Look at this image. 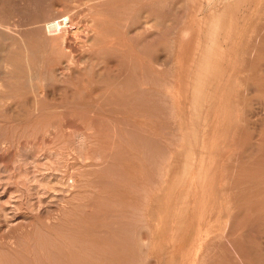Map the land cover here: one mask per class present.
Returning a JSON list of instances; mask_svg holds the SVG:
<instances>
[{
    "label": "bare ground",
    "instance_id": "obj_1",
    "mask_svg": "<svg viewBox=\"0 0 264 264\" xmlns=\"http://www.w3.org/2000/svg\"><path fill=\"white\" fill-rule=\"evenodd\" d=\"M154 1L156 2V0H75V2H73L74 4L71 3V5L66 6L63 9L62 16L64 21L63 24H61L64 28L63 33H54L49 41V44L39 41L29 44L26 53L30 52L32 57L34 56L33 54H36L38 51L40 52L41 50H46L45 52H47V49L49 50V56L53 57V63L57 65V69H52L50 72H54V74H56L61 81L64 80L67 84L64 100H57L55 96L46 93L39 95L40 93L36 91V83L46 82V78H48L46 76L47 74H44L43 77L39 76L40 74L32 77L31 73H29V76L31 74V77H27L28 75L25 76L26 74L24 75L22 61L24 59H21V53L17 52L15 48L14 50H6L4 52L5 59L3 62L8 64L12 70L7 73H2L1 66L4 64H1V60L0 88L3 90H0V122L4 121L5 123H16L18 128H21L25 126V122H34L33 124H36L38 122L44 123L46 121L45 123H47V125H45V129L41 133H37L38 135L36 134L32 137L31 135L28 137L23 136L19 137L20 139L17 138L18 141L14 143V149H18L19 147H29V153H32L31 156H33L40 153V151H42V147H45L46 145L49 146L51 144L52 148L50 150H54V154L58 155V161H60L59 163H61V167L64 169L63 172L66 173V168L69 167L70 169L71 166V163H69V166L68 162L70 160L78 162L79 156L77 154L83 152L81 149V152L76 151V155L78 157H74V150L72 151L74 144L73 147L69 146L71 141L74 139H72L73 136L71 135L73 132L71 131L73 129L83 131V138L86 135L90 138V140H92L91 138L93 137L95 140V136L98 135L99 132L95 133L94 130L101 132V130H104L102 129L103 127L106 128L105 125L102 128L99 127L103 125L107 119L110 120V118L105 116L113 111V108L115 107L113 116L116 115V118L112 119L118 124H115L116 126L110 124L109 127L112 125V129L114 127L115 129L118 128V130L116 131L114 129L110 135L112 137L119 135L118 139L122 140V137H125L126 139L132 140L136 143L138 145L136 146L138 147L137 149H139L138 151L143 152L147 157V161L149 160L150 164L147 162L149 167L151 164L153 166L154 173L152 172L153 170L151 172L153 173V176L155 175V177H157V183L154 182V184H158L160 179H162L161 181L163 183V195L159 198L160 205L157 209L158 213L156 214V222H153L151 229H149L150 238L146 239V253L144 257L148 258V256L154 255L158 264H264V123L262 121L263 126L257 129V131L255 130L256 135L254 137H250L249 131L245 128V124L240 123L241 121H244L241 118V113L245 110V106L243 108L242 104L244 105L247 103L242 101L241 104L238 101L241 92L239 94L237 93L238 88L244 87L245 89V87L254 86V93L261 102L263 107L262 109L264 110V18L261 20L260 26L258 25V28L256 26L258 29L256 31L258 36H254L256 39L258 38V41L257 43H255V41H253L254 43L249 42V45L247 46V53L241 49L242 52L239 54L238 51L240 48L237 50L238 46H233V41L230 43L232 48L230 46L224 47V44L222 43V41L228 42L230 40H234L232 37L235 38L239 35V24H242V22L244 23V20L246 21V24H248L247 22L250 21V17L254 14L253 12L255 8H253V5H255L257 0H165L166 2H164V0H158L157 3H154ZM167 3L168 5L170 4L169 7H174L173 10H175V8H179L178 10L183 8L185 10L186 8V12H183L186 13L185 18L183 17V20L181 19L182 21H178L179 24H177L178 26L176 25L177 30L174 28V45L176 50L177 38H179L183 53L184 46H188L185 41L189 38V41H191L190 45L193 44L192 54L194 55V60L192 56V62L190 65L191 69L189 67L187 74H185V77L182 78V90L185 89L186 94H184L188 97L186 101L188 105V107H186L187 112H183V120L181 119L183 136L181 141L186 145H184L185 147L182 146L184 148L183 152L177 151L178 155L176 154V158L178 156V160H176L175 156L172 157L176 160L174 165L168 163L166 167L162 162V167V164L159 166V158H161L164 153L160 152L161 150L159 148H155L153 144L155 140H158V138H164L159 136L155 139L153 133L150 135L151 131L148 132L151 127L149 128L148 126V128H146V126L144 127L145 124L136 123L133 119L134 115L132 118L129 114L128 116H124V113L132 112L134 109H140L147 112H151V110H153V108L150 107L151 97L149 94L150 88L148 87L149 65L146 66L148 61H146L145 67L143 65V58L145 60V55L147 53V43L144 42V38L140 37V35H138V38H135L134 36L131 37L128 33L130 31H128L127 28H129L128 26L130 24L137 25L139 27V25L141 26L142 22H145L147 19L151 21V24L153 25L152 28H163V19L165 13H167L165 5ZM219 5H221V7H218ZM245 6L250 12L248 11V14L245 13L246 16H242L240 14V9ZM106 7L114 10V12L111 13L115 18L114 27L106 29V31L120 33V29L122 30L120 36L113 40H104L102 37L106 24V22L102 19V16L105 14L104 9ZM80 10H87L89 13V18H86L84 22H82L81 19V21H76V17L80 15ZM156 10L159 14H154V11ZM167 10L168 13L171 11L168 7ZM175 11L177 12V10ZM47 12H51V10ZM47 12L40 18L36 17L34 20H30L28 23L25 21L24 23H26V25L35 23L42 25L43 19L50 21L47 16ZM172 13L173 15L175 14L174 12ZM23 17L24 19L27 18H25V16ZM3 20V18H0V32L6 29V27L2 26ZM27 20L29 19L27 18ZM256 20H258V18ZM123 21H127V23L124 24V26H121L120 22ZM18 22H20V20ZM165 25H167V22ZM248 25L246 26L248 27ZM14 27L18 28V25ZM146 28L147 31L150 29L149 26ZM180 28L181 30L179 33ZM55 29L56 28L52 31ZM138 30L140 29L138 28ZM248 30L249 27L245 32L247 33ZM39 32L40 31L36 29L35 33L39 34ZM132 33L134 32L132 31ZM32 34L33 33L31 32L30 35ZM81 34L83 35L82 37ZM252 36L250 37V40ZM242 37L244 38L245 36L242 35ZM234 41H236V39ZM71 45H73V47ZM75 46H78L81 49L80 50L78 48L81 52L80 54L82 55L81 56L79 54L78 59H76L75 56ZM137 48L142 50V52H139ZM215 48L216 51L214 53ZM228 48L230 49L228 50ZM162 50H165V45H162ZM137 53H141L143 58L139 60ZM231 54H233V58L228 59V56H231ZM213 56L214 58H212ZM41 59H43V57ZM110 60L113 61L112 70L111 66H109ZM25 61H27V59ZM225 61H227V69L231 70L232 73L229 72L231 75L228 76L229 78H226L228 79L227 82H222V79L224 78L221 77V75L223 72L227 74V70L225 72L226 68L224 67ZM101 65L103 66L102 70L99 69ZM178 65L179 61H175L174 67L176 75L179 74ZM144 68L145 70H143ZM40 69H42V66ZM39 71H37V73H39ZM223 76H225V74ZM50 78L53 81L55 76L52 75ZM209 82L212 88L213 86L215 87L214 89L220 88L221 92L217 95V97L220 96V99L215 97L217 94H214L215 90H209L206 94L204 93L205 88L207 87L206 85H208ZM47 83L48 82L45 84ZM50 85L55 87V83ZM47 86L48 85H44L43 87L45 88ZM56 88L59 87H55V89ZM171 88L170 95L173 94ZM29 94H33V103L29 107H33V104H36L37 106L34 107L37 109L38 114L36 116L28 115L26 119L24 115V108L32 101H28V96H30ZM176 99L177 98H173V103L176 102ZM217 99L219 100L218 102ZM9 100L14 104L15 110L10 107L12 106V103L7 104V101ZM123 100L125 102L124 104ZM63 101L66 102V106H63V104H65ZM258 104L260 106V103ZM111 105L113 106L111 107ZM109 106V109L112 108V110H109L108 112L107 108ZM64 107L69 108L67 112H61L59 114L56 113V110ZM87 113L90 116H88ZM73 116L76 118L79 125L76 124V121L71 120ZM68 117H70V119L65 120V118ZM222 117L225 120L221 119L223 121L221 122L223 130H221V133L219 130L220 134H218L216 133L218 130H215L217 129L215 127H220L221 124L216 126L218 123H215V121H218V118ZM58 118H61L59 121H62V119L65 121L59 123V121L57 122ZM199 119L202 121L201 125L199 123ZM85 120L86 124L87 122L90 123L88 125L84 124L83 121ZM95 122H101L97 129H94L96 126ZM107 123H110V121ZM119 125L122 126V129ZM30 126H32L31 123ZM143 128L147 129V131ZM13 129L15 130V126ZM78 133L82 134V132L79 131ZM226 133H229L228 136ZM80 136L82 137V135ZM70 137L72 139L71 141ZM126 141L125 143H127ZM117 142L112 141L110 143L111 149L116 148ZM7 143L6 145L4 144V147H7L8 153L5 152L6 150L4 151V155H6L3 159L6 158L4 164L9 166L8 164L11 161L10 151L12 153L13 149L11 150V148L13 145L12 143ZM58 143H61L60 145L64 143L68 145L67 147H63L62 145V149H59L58 147V149L53 148L58 145ZM93 143L96 142L94 141L89 145L87 144V149H85L87 151V155L82 153L84 158L81 162L83 161L84 163L82 162L79 165L75 162V168H73L75 164L72 163L74 164L71 166L73 171H67L66 173L67 178L73 180V188L78 191H75V193L73 191V196L68 202L73 208L71 214H67L65 211L64 213L67 215H64L65 217L63 221L60 222L54 229L56 234L53 245L56 246L58 251L60 250L65 252L64 255L66 259H62V264H121L120 256L122 255H120V253L122 250H125L126 252L128 247L127 244L130 240V234L132 236V232H135L133 217H135L138 210L137 208L135 211L136 205L134 206L135 214H129L131 216L129 218L127 216L128 220L125 219L126 222L124 223L121 221L122 218H118L119 220L117 221L116 218L119 215H114L115 218L111 224H105L103 226L99 225V228L98 224L96 226L94 224L93 226L90 224L92 222H96L97 215L95 212H89L86 210L90 207L93 208V206L95 208L97 202L101 203V200L102 202L110 204L111 207V202L114 201V196L110 198L109 195H105L103 197L98 196L95 198V195H91L93 196V200H96V204H91L88 201L89 199H87L89 195L87 187L90 186V184H93L94 187L98 189L100 188L101 191H106L108 188L115 185L113 182L109 183L105 178L103 180V187L101 188L99 186L101 183L98 185L96 179L91 178L92 181L90 179L88 180V176L92 175L93 172L97 174L98 171L96 172V168L101 167L100 169H103L104 164H106L104 165V168H106L107 165H109L107 163L108 160L110 161V157L107 155L105 156L103 154V157H101V154V156H99L98 153H101L104 149L100 147V144L96 145L97 147H95V145H91ZM65 144L64 146H66ZM82 145L81 147H84ZM128 147L130 146L128 145ZM130 149L132 150L131 147ZM117 152L118 150L115 155H113V162L111 161L113 164H115L117 160ZM47 153L48 151H46V154ZM51 153L49 156H51ZM88 153H92V156L95 155H93V153H97L95 156L101 157L100 162L101 160L102 162L99 164L93 163L92 160H94V157L91 160V156L87 157ZM158 153L162 154L159 155ZM84 155L87 157V160ZM154 156H156L155 159L153 158ZM169 156H173V154ZM172 158L170 159L172 160ZM89 159L92 162L89 161ZM85 160L87 162H85ZM173 162L174 161L171 163ZM25 165H27V163ZM54 165L52 169H54ZM134 168V164L131 163V161H128L127 168H125V170L134 174ZM166 168H168L167 172L165 171ZM20 169L22 168L18 166V170ZM100 169L98 170L100 171ZM112 169L114 170L113 165ZM55 170L52 172H55ZM116 171H118V169L115 170V172ZM113 176L114 179L117 177L114 172L112 177ZM120 177L122 178V176ZM117 179L120 178L117 177ZM155 180L156 179H154V181ZM124 181H126L125 178ZM149 182L150 181H148V184ZM130 184H128V186H130ZM132 185L133 184H131L130 188L133 190L134 186L132 187ZM147 185L146 183L143 185L144 191L145 186ZM149 185L150 186H147L148 188L152 186L151 184ZM141 189L143 191V187ZM169 191L177 192L178 198V210L172 216V221L168 220L170 215L168 207L170 206L169 203L173 197L172 193ZM115 197H117V195H115ZM74 201L75 204L73 203ZM138 206L140 208V205ZM132 207L133 206L131 205L130 209H132ZM117 208H115V210ZM131 212H133V209ZM110 215H107L109 217L108 219H110ZM222 216L224 217L222 218ZM77 218L84 221L88 220L90 223L88 222L85 227H77L76 223L79 221L76 220ZM106 220L107 218L105 221ZM134 223H136V221ZM142 227L144 230L146 229L144 226ZM142 227L140 229H142ZM138 228L136 224V229ZM166 231L168 232L165 233ZM137 235L138 234H136V236ZM165 237L169 238L168 245H165V247H168L169 251L165 252L164 250V252H160V248ZM135 239L137 238H134V240ZM137 242L138 240L133 242L135 250L139 249ZM66 243L71 244L72 248L77 251L75 252L66 249L68 246ZM131 246L133 247L132 244ZM55 251L57 254L58 251ZM109 254H111L113 258L109 257ZM132 257L134 258L133 255ZM139 257L140 256L138 254V259ZM61 258L64 257L61 256ZM59 259L58 261H61V259ZM134 260L136 261L135 258ZM142 260L140 259L138 264H141ZM146 263L148 264L149 262L146 261Z\"/></svg>",
    "mask_w": 264,
    "mask_h": 264
},
{
    "label": "rangeland",
    "instance_id": "obj_2",
    "mask_svg": "<svg viewBox=\"0 0 264 264\" xmlns=\"http://www.w3.org/2000/svg\"><path fill=\"white\" fill-rule=\"evenodd\" d=\"M104 1H107V0H104ZM157 1L158 0H156V2L154 1V3H157ZM167 1H170V0H167ZM228 1H230V0H228ZM73 2H75V0H71V1L70 0H0V12L2 11L0 13V18L4 19L2 26L6 27V29H4L2 32H0V43H1L0 44V62L2 60L1 64L2 63L4 64L1 66L2 67L1 72L7 73V72H10L12 70V68L9 67L8 64L3 62V60L5 59V53L4 52L8 49L14 50V48H15V50H17V52L21 53V59H24L22 61H23L24 75L26 74L25 76L28 75L27 77H31V74H32V77H34V75L37 76L40 74L39 76L43 77L44 74L45 75L47 74L46 75L48 77V78H46V82H48L47 84H45L46 82H43V83L37 82L38 85L36 83V86H37L36 91L38 93H40L39 95L46 93V94L55 96V98H57V100H64L67 84L64 80L61 81V79L59 77H57V75L54 74V72H52V73L50 72V71H52V69L53 70L57 69V65H55V63H53V57L51 56L52 57L51 58L49 56L50 55L49 54L50 52H48L49 50L47 49V52H45L46 50L45 51L41 50L40 52L38 51L36 54H33L34 55L33 57H32V54H30V52L26 53V51L29 47V44H31V43L39 41V42H43L45 44L46 43L49 44L50 43L49 41L51 40V37H52V35H54V33L55 34L56 33L57 34L63 33L64 28L61 25V24H63V21H64L63 16H62V12L66 6L71 5V3L74 4ZM164 2H166V1L164 0ZM257 2L255 3V5H253V8L257 9L258 11L254 9L253 16L250 17V21L247 22L249 25L246 24L245 20H244V23L242 22V24H239V26H240V30L238 32L239 35H237V37H235V38L232 37V39H234V40L236 39V41H234V40H230L228 42L222 41V43L224 44V47L230 46L232 48V45L233 46L235 45V47L238 46L237 47L238 49L237 48L236 49L239 50V48H240L238 53L241 54V52H242L241 49H243L244 52L247 53V49H248L247 46L249 45V42L254 43L253 41H255V43H257L258 38L256 39L255 36L256 37L258 36L256 31L258 30L257 29L258 25L260 26L261 20L264 18L263 17L264 16V4H263L264 0H262V1L257 0ZM169 5H168V3L165 5L166 6L165 10L167 13H165V16L163 19V26H164L163 28H161V27H160V29L159 28L157 29L155 27L152 28L153 25L151 24V21L149 19L145 20V22L143 20H140V21H143L144 23L142 22V25L141 26L139 25V27L137 25L130 24L128 26L129 28H127L128 31L131 32V33L128 32L131 37L134 36L135 38H138V35H140V37L144 38V42L147 43V53L145 55L146 56L145 60H144L143 55L141 53H137V57L139 58V60L143 58L144 67H145L146 61H148L146 66L149 65L148 66V76H149L148 87L150 88L149 94H150L151 102H152V103L150 102V107H152L153 110H151V112H147V111H142L140 109L139 110L134 109L132 112L124 113V116H128V114H129V116L133 118V115H134L133 119H134V121H136V123L138 122V123H141L143 125L145 124L144 127L146 126V128H148V126H149V128L151 127L148 132L151 131L150 135H152V133H153L155 139H157L159 136H162L165 139V142H164V139L158 138V140H155V142H154L155 145L153 144V146L155 148H159L161 150L160 152L164 153V155H165V157H164V155L162 156L164 159L162 157L159 158L160 160L157 158L160 161L159 166L162 164L161 165L162 167H163V163L166 167H167L168 163L171 165H174L176 160H178L177 159L178 156L176 158L177 151L183 152L184 151L183 147H185L184 145H186L181 141V138L183 137L182 136L181 123L183 120L182 115L187 112L186 107H188V105H187L186 101H187L188 97H186L187 95H185L186 94L185 89L182 90V85H183L182 78L185 77V74H187L189 67L191 65V62H192V58L194 60V55L192 54V51H193L192 45L193 44L190 45L191 41H189V38H187L186 39L187 41H185V42H187L188 46H184L183 53H182V45L180 43L179 38H177L178 40H177L176 50H175V45H174V36H175L174 33H175V30H177V26H178L177 24H179L178 21L180 22L181 19L183 20V17L185 18L186 13H183V12H186V8H185V10L183 8H180V10H178L179 8H177V9L175 8V10H177V12H176L175 10H173L174 7L173 6L169 7ZM261 5L263 6V8ZM167 7L171 11L173 10L172 12H174V13L176 12V13L174 15L171 11L168 13ZM218 7H221V5H219ZM50 10H51V12H47ZM104 10H105V14L102 16V19L106 22V24H105V31L103 32L102 37L104 40L105 39L113 40V39L120 36V33H122V30L120 29V33H115L113 31H108V32L106 31V29H111L114 27L115 18L112 15L114 10L110 9L109 7H106ZM248 11L249 10H247V7L245 6L242 9H240V14L242 16H246L245 13L248 14L250 12V11L249 12ZM46 12H47V16H48L49 20L52 22L46 21L47 19H43L42 25L39 23L26 25V23H28V21L34 20L36 17L40 18L42 15H45ZM155 13L159 14V12L157 10L154 11V14ZM79 14L80 15L76 17V21L82 20V22H84L86 18H89V13L87 10H84V11L80 10ZM20 15H22V16H20ZM23 16H25V18L27 17L29 20H27V18L24 19ZM53 16H54V19H53ZM50 18H52L53 20ZM240 18H241V16H240ZM257 18H258V20H256ZM19 20H20V22H18ZM25 21H27V22L24 23ZM164 21H165V24L167 22V25L164 24ZM239 21H240V19H239ZM19 23H20V25H19ZM120 23H121V26L122 25L124 26V24H126L127 21H123ZM50 24H52V25H50ZM245 24L248 25V27H249V30L247 33L245 31H246V29H248V27ZM17 25H18V28L17 27L15 28L14 26H17ZM241 25H243V26H241ZM22 26H23V29H22ZM51 26H52V28H51ZM80 26H82V25H80ZM148 26L150 27V29L147 31L146 27H148ZM256 26H257V28H256ZM54 28H56V29L54 31H52ZM138 28L140 30H138ZM174 28H175V30H174ZM36 29L40 31L39 34L35 33ZM18 30H19V32H18ZM180 30H181V28L179 29V33H180ZM132 31L134 33H132ZM31 32L33 33L32 35H30ZM242 32L245 34H243ZM254 33H256V34H254ZM145 34H147V35H145ZM240 35H241V37H240ZM242 35H244L245 37L243 38ZM30 36H31V38H30ZM82 36L83 35L81 34V37ZM251 36H252V38L250 40ZM45 37H47V38H45ZM238 37H239V39H238ZM232 41L235 44L232 43ZM244 41H247V42H244ZM230 43H232V45H230ZM11 45H12V47H11ZM162 45H165V50H162ZM66 46H67V44H66ZM71 46L73 47V45H71ZM170 46H171V48H170ZM78 48H79L78 46H75L76 59L79 58V54L81 53L80 52L81 49L79 48L80 50H78ZM229 49L230 48H228V50ZM138 51L142 52V50H140V49H138ZM215 51H216V48L214 49V53H215ZM41 56L43 57V59H41L42 58ZM45 56H46V58H45ZM228 57H227L228 59H232L233 54H231V56L229 55ZM34 58H35V60H34ZM212 58H214V56ZM26 59L28 62L25 61ZM29 59H30V61H29ZM47 61L49 64L47 63ZM175 61H177V62L179 61V65H178V67H179L178 73L179 74L178 75H176V70L174 67ZM44 62H45V64H44ZM112 64H113V61L110 60L109 66H111V70L113 69ZM41 66H42V69H40ZM80 67H82V66H80ZM224 67L226 68L225 72L227 70V74L223 72L221 77H223L225 79V80L222 79V82L223 81L227 82L228 79H226V78H229L228 76L231 75V74H229V72H231V70L227 69V61H225ZM99 69L102 70L103 66L101 65ZM190 69H191V67H190ZM30 70H31V72H30ZM39 70H41V71H39ZM143 70H145V68ZM37 71H39V73H37ZM149 71H150V74H149ZM33 72H35L37 74H35ZM48 72L50 75L48 74ZM29 73H31L30 76H29ZM224 74H225V76H223ZM52 75L55 76L53 81L50 78ZM150 79H151V81H150ZM50 81H52V82H50ZM54 83H55V87H59V88L55 89V87H52L50 85V84H54ZM61 83H62V85H61ZM163 84H164V87H163ZM44 85H48V86L44 88L43 87ZM171 85H172V88H171ZM206 86H207L206 87L207 90L205 88V92H204L205 94L209 90H211V91L215 90L214 94L217 93L215 96V97H217L218 93L220 94V92H221L220 88H218L219 91H218V89H214L215 88L214 86L212 88V86L210 85V82ZM38 87H40L41 90ZM251 87H252V90H251ZM170 88L173 91L172 95H170ZM0 90H3V89L0 88ZM57 91H59V92H57ZM254 92H255L254 86H248V87H245V89H244V87L238 88V92H237L238 94L240 93V97H239L238 101L241 104H242V101L244 103L248 104V105L242 104L243 108L245 106V110L241 113V118L244 121H241L240 123L245 124V128L249 131L250 137H254L256 135L255 130L257 131V129H259L260 127H262L264 125L263 124L264 123V120H263L264 110L262 109L263 107L261 105V102L259 101V99L257 98V96ZM29 95L30 96H28V101L29 100L30 101L32 100V101L31 102L29 101L30 102L29 105L24 108V115H25L26 119H27L28 115H35L36 116L38 114L37 109L34 107V106H37L36 104H33V107H29L33 103V98H32L33 94H29ZM173 98H177L179 101L176 99V102L173 103V101H174ZM217 98L220 99V96H218ZM218 101L219 100L217 99V102ZM64 102L65 101H63V103ZM11 103L12 102L10 100L7 101V104H11ZM124 103L125 102L123 100V104ZM258 103H260V106ZM64 105L66 106V102H65V104H63V106ZM112 106L113 105H111V107ZM10 107L15 110L13 103H12V106H10ZM109 108H110V106L107 108L108 112H109V110H112V108L111 109H109ZM114 108H113V111H114ZM68 109H69L68 107H64L62 109L56 110L57 111L56 113L57 114H59L61 112L64 113V112H67ZM113 111L108 113L111 116L106 113L107 115L105 117L110 118V120H108L106 118L108 121L107 120L106 121L103 120V121H105L106 123L110 121V123H107V125L104 122V124L100 126L101 122L100 123L95 122L96 126L94 127V129H97L99 126H100L99 128H102L104 125L106 126V128H104V127L102 128L104 130L99 129V130H101V132L94 130L95 133L99 132L98 135H96V136L94 135L95 140H94V137L91 138L92 140H90V138L87 137L86 135L83 138V136H84L83 131L78 130L79 132H82V134L78 133V131L75 129H73L74 131L73 130L71 131V132H73L71 135V136H73L72 139L73 138L74 139L72 140L70 137V141L71 140L72 141H71V143L70 142H68V143H70V145H69L70 147H73V144H74V147L72 148V151L74 150V152H73L74 157L77 155L79 156V158H78L79 161L78 162L75 161L76 163H78L80 165L83 162V161L81 162V160H83V158H84L83 154L87 155V151L85 150V149H87L86 147L91 142H94V141L97 144L93 143L91 145H95V147H97L96 145L100 144L101 145L100 147L102 149H104L101 151V153L97 152L99 154V156H101V154H102L101 157H103V154H104L105 156L107 155L110 157V161L108 160V162H107L110 166L107 165V167L109 166L108 168L109 169L111 168L110 169L111 171L107 167L104 168L105 167L104 165H106V164H104L103 169H100L101 167L96 168V172L98 171L97 174H95V172H93L92 175L88 176V180L90 179L92 181V179H96L98 182V185L101 183L99 185L101 188L103 187V184H104L103 180L105 178L109 183L113 182L115 184L114 186H111V188H108L106 191H101L100 188L98 189V188L94 187L93 184H90V186L87 187V192L89 194L87 199H89L88 201L91 204L92 203L96 204V200H93V196H91V195H95V198H97L98 196L103 197L105 195L106 196L109 195L110 198H112V196H114V198H113L114 201L111 202V207H110V204L102 202V200H101V203L97 202L95 208L93 206V208L90 207L86 210L89 212H95L96 213V215H97L96 222L90 223L88 220L84 221V220H81L80 218H77L76 220H79V221L76 224H77V227H85V226H87V223L89 222L92 226H93V224L95 226L98 224V228H99V225L103 226L105 224H111L115 218L114 215H119L116 218L117 221L120 218H122L121 221L124 223V222H126L125 219L128 220V218L131 216L129 214H132V213H133V215L135 214V212H134L135 207L134 206L136 205L135 211L138 208V210L135 214L136 219H135V217H133L134 222L136 221V223L133 222L135 232L134 231L132 232V236L130 234V240H129V243L127 244L128 247L126 249V252H125V250L124 251L122 250L120 253V255H122V256H120V263L121 264H135L137 261L136 264H138V261L140 259L142 260V258L145 256V253H146V246H145L146 245V239L150 238L149 229H151L153 222H156L155 221L157 218L156 214L158 213L157 209L160 205L159 198H161L163 195V192H162L163 183L161 181L162 179H160L158 181V184H156L157 183V177H155V175L153 176V173H154L153 166L151 164L150 167L152 166V168L150 169L149 160L147 161V157L144 155L143 152L138 151L139 149H137L138 147H136V146H138V145L136 143H134L132 140L126 139L125 137H122V140L118 139L119 135L116 137H112L110 135V133H112V131L115 128L113 127V129H112V125H111V127H109V125L110 124H113V125L118 124L117 122H115L113 120L114 118H116L115 114H114L115 116H113V113H114ZM216 114H217V112H216ZM87 115L90 116L88 113H87ZM117 117H119V116H117ZM59 119L61 120V118H58V120L57 119H54V120H57V122H58ZM66 119H70V117L65 118V120ZM221 119H223V117L218 118V121H220V122H218L217 120L215 121V123H218V125L215 124L216 126H219L220 124H221L220 127L222 126L221 122H223V121ZM65 120L62 119V121H59V123H62ZM71 120H74L77 122V120H76V118H74V116H73V118H71ZM200 120L201 119H199V121ZM30 121H32V120H30ZM262 121H263V123H262ZM45 122L44 123L38 122L40 124H38V123L33 124L34 122H30L32 126H30V123L25 122V126L21 127V128L20 127L18 128L16 123H10V122L5 123L4 121L0 122V264H62V259L63 260L66 259L65 255H64L65 252H62L60 250L58 251V249H56V246L53 245V241L55 240V234H56L54 229L57 227V225L60 222L63 221V219L65 217L64 215L71 214V211L73 210L72 205H70L68 202L71 199V197L73 196V191L75 193V191H78V190L73 188V182H72L73 180L67 178L66 173H67V171H73L72 169L76 167V163L70 160L71 162L69 161L68 165H69V163H71L70 164L71 166L74 164L75 165L73 168L69 165L70 169H69V167L66 168L67 171H65L66 173H64L63 172L64 169H62V167H61L62 165H61V163H59L60 161H58L59 160L58 155L54 154L55 153L54 150H50L52 148L51 144H50L51 146L46 145L45 147H42L43 149L41 148V150L43 152L40 151V153L35 154L33 156H31L32 153L31 154L29 153L30 152L29 147L28 148L27 147L26 148L25 147H19L18 149L17 148L14 149V143L18 141L17 138L23 137V136L28 137L30 135L32 137V136L36 135L37 133H41L45 129V125H47V123H45ZM83 122H84V124H86L85 123L86 120ZM89 123L87 122L86 125H88ZM199 123L201 125L202 121H200ZM259 123H261V124H259ZM76 124H78V122ZM14 126H15V130L13 129ZM119 126L122 129V126L121 125H119ZM220 127H215V128H217L215 130H218L216 132L218 134H220L222 132L221 130H223V128H222L223 126L221 128ZM199 128H201V127H199ZM143 129H145V128H143ZM11 130H12V132H11ZM105 130H107L108 132L110 131V132L108 133ZM115 130L117 131L118 128H116ZM145 130L147 131V129H145ZM219 130H220V133H219ZM239 130H240V128H239ZM75 131H76V133H75ZM13 133H14V135H13ZM228 134L229 133H226L227 136H228ZM80 135H82V137ZM12 138H14V139H12ZM105 138H106V140H105ZM114 138L116 141L114 140ZM119 138H121V137H119ZM120 140H121V142H120ZM124 140L125 141L127 140L126 141L127 143L129 142L128 145L132 148V150L130 149V147H128L127 143H125ZM112 141H114V142L118 141L116 143V148H114V149H111L110 143ZM122 141H123V143H122ZM2 143H3V145H2ZM6 143L7 144L12 143V145H13V147L11 148V150L13 149L12 150L13 154L10 151L11 161L9 164L7 163L9 166L4 164V162L6 161V158L3 159V157H5V155H6V154L4 155V153L5 152L8 153L7 147L6 146L4 147V144L6 145ZM60 144L61 143H58V145L54 146L53 148L62 149L61 148L62 145H63V147H67V145H68V144L67 145L65 144L66 146H64V144H62V145H60ZM134 144H136V145H134ZM81 145L84 147H81ZM75 146H76L77 150H76ZM3 147H4V149H3ZM93 148H94V146H93ZM78 149L79 150L81 149L83 152H81V150L79 151ZM117 150H118L117 156H116L117 160H116L115 164H113L112 158H113V155H115ZM46 151H48L47 154H46ZM51 151H52V153H51ZM76 151L81 152V153L76 155V153H77ZM50 153H51V156H49ZM97 153H93V155L94 154L96 155ZM162 153H160V154L158 153V154L161 155ZM53 154H54V156H53ZM141 154H142V157H141ZM171 154H173V156H169ZM95 155L92 156V153H88L87 157L91 156V160L94 157V160H92V161L95 164L101 163L102 162V160L100 162L101 157H99L98 155H97L98 157H96ZM134 155H135V158H134ZM144 156L146 157V159ZM174 156H175L176 160H175V158L174 159L172 158ZM1 157L4 161L1 159ZM80 157H81V159H80ZM87 157L85 156V159ZM155 157L156 156H154L153 158L155 159ZM170 158H172V160ZM169 159H170V161H169ZM86 160H85V162H87ZM91 160L89 159V161H91ZM128 161H131V163H133L135 166V168L133 169L135 171L134 174L129 173L125 170V168H127ZM172 161H174V162L171 163ZM24 163L25 164L27 163L28 166L25 165ZM72 163H74V164H72ZM54 164H56V165H54ZM53 165H54V169H52ZM112 165H113L114 170L112 169ZM18 166H20L22 169L18 170ZM162 167H160V168H162ZM120 168H122V169H120ZM39 169H40V171H39ZM98 169H100V171ZM117 169L119 172L118 171L115 172V170H117ZM54 170H55V172H52ZM91 171H93V170H91ZM165 171L167 172L168 168H166ZM113 172L120 179H117V177H115V179H114V176L112 177ZM117 172H118V174H117ZM98 173H99V176H98ZM94 174H95V176H94ZM120 176H122V178ZM151 176L153 177V183H152V177ZM124 178L126 179V181H124ZM146 179H147V181H146ZM154 179H156V180L154 181ZM148 181H150L151 183L149 182V184H151L153 186V187L151 186L152 188L149 187L151 189H149L147 187V186H150L148 184ZM154 182H156V183L154 184ZM130 183L133 184L132 187L134 186L133 190L130 188L131 187ZM145 183H146V185L147 184L148 185L145 186V191H144L143 185H145ZM128 184H130V186H128ZM142 187H143V191L141 189ZM132 191H134V192H132ZM176 191H178V190H176ZM169 192H171V191H169ZM171 193H172L173 197L169 203L170 206L168 207V209L170 211V215H169V219H168L169 221H172V216L178 210L177 209V204H178L177 192H171ZM175 194H176V196H175ZM115 195H117V197H115ZM143 199H144V201H143ZM135 201L137 202L138 205H140V208L136 204ZM133 202H135V203H133ZM73 203L75 204V201ZM131 205L133 206L132 207L133 212H131L132 209H130ZM115 208H117L116 209L117 211L115 210ZM65 211L67 214L64 213ZM121 212L123 213V215ZM108 214L109 215L111 214L110 219H108L109 218L107 216ZM127 216H128V218H127ZM123 217H124V219H123ZM223 217L224 216H222V218ZM106 218L108 221L107 220L105 221ZM136 224H137V228L139 226L138 229H136ZM142 226H144L146 229L144 230V228ZM141 227L143 230L140 229ZM168 229H169V227H168ZM168 231H166L165 233H167ZM144 233H145V235H144ZM136 234H138V235L136 236ZM134 235H135V237H134ZM143 235L145 238L143 237ZM134 238H137V239L134 240ZM133 240L134 241L138 240L137 245L139 246V249H136V250L134 249V243H133L134 241ZM131 241H132V243H131ZM130 243L133 245V247L131 246ZM168 243H169V238L165 237L163 242H162L160 252H164V250H165V252L169 251L168 247H165V245L167 246ZM66 244H68V243H66ZM66 249H69V250L75 251V252L77 251L76 249L72 248L71 244H68ZM55 250L58 251L57 252L58 256H57ZM66 252H67V250H66ZM107 253H109V252H107ZM138 254L142 258L139 257V259H138ZM132 255L134 256L136 261L134 260ZM61 256H63L64 258H61ZM125 256H126V258H125ZM130 256H131V258H130ZM109 257L113 258L111 254H109ZM57 258L58 259L60 258L61 261H58ZM89 258H90V256H89ZM123 260H124V262H123ZM146 261L149 262L148 264H158L156 262L157 260L155 259L154 255H150V256H148V258L144 257L142 262L141 261L140 262H141V264L142 263L147 264Z\"/></svg>",
    "mask_w": 264,
    "mask_h": 264
}]
</instances>
